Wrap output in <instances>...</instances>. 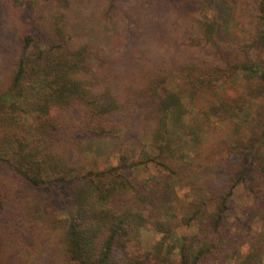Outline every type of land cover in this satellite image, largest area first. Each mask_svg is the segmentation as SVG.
Masks as SVG:
<instances>
[{
    "label": "trees",
    "instance_id": "trees-1",
    "mask_svg": "<svg viewBox=\"0 0 264 264\" xmlns=\"http://www.w3.org/2000/svg\"><path fill=\"white\" fill-rule=\"evenodd\" d=\"M7 1L13 8L39 12L35 27L40 37L22 35L10 84L0 89V264H222L214 238L225 233L234 187L213 186L211 177L197 180L202 184L185 204L186 215L180 214L183 205L176 200L190 177L186 159L193 152L198 155L208 134L206 123L186 106L184 89L191 96L206 92L213 88V78L225 72L220 65L222 21L205 19L196 34L183 40L215 62L175 59L156 76L128 80L106 58L104 47L85 37L83 0ZM254 14L255 30L237 32L238 39L229 44L247 55L234 70L248 77L264 75L251 58V51H264V0H255ZM228 20L227 31L234 15ZM232 99L238 103L242 96ZM139 108L151 129V146L159 148L157 156L149 147L143 155L145 161L156 159L157 173L134 182L122 170L138 171L141 161L128 155L121 156L120 165L104 169L72 163L71 150L87 148L83 140L117 137L122 127L136 121ZM262 143L264 128L254 145L246 144L248 162L241 164L234 185L257 176L264 186L259 175L264 168H251ZM56 184L70 193L64 217L46 214L25 189ZM246 219L259 220L264 230L262 198L249 206ZM181 225L197 231L179 234ZM23 228L30 231L31 241L20 235ZM144 228L160 235L148 248L142 242ZM259 240L257 249L238 264H264V237ZM216 258L219 262L206 263Z\"/></svg>",
    "mask_w": 264,
    "mask_h": 264
},
{
    "label": "rangeland",
    "instance_id": "rangeland-1",
    "mask_svg": "<svg viewBox=\"0 0 264 264\" xmlns=\"http://www.w3.org/2000/svg\"><path fill=\"white\" fill-rule=\"evenodd\" d=\"M83 1L85 24L88 26L84 33L89 38L84 36L104 47L106 58L112 60L128 80L144 81L156 76L175 59L215 62L209 55H202L196 48L187 46L183 40L196 34L205 19L216 17L222 21L219 30L223 41L220 65L225 72L213 78V88L206 92L191 96L190 89H184L186 106L199 122L206 123L208 134L198 155L193 152L186 159L184 167L190 172V177L179 188L176 200L183 205L180 214L186 215L185 204L195 197L202 184L198 181L204 177L214 178L213 186L234 187L225 216V233L219 238L215 237L214 242L217 245L216 254L224 256L222 264H238L247 253L257 249L259 237H264L261 222L246 219L249 206L255 204L259 197L264 200L263 183L258 182L257 176H251L248 181L234 185V177H237L241 164L248 162V155H244L246 144L254 145L264 128V75L248 77L234 70V65L247 61V55L230 46L234 44L232 42H235L234 35L237 32L250 33L253 27L255 30V0H201L206 3L205 6L188 0ZM230 15H234V20L227 31L225 27L229 24ZM38 17L39 12L13 8L7 0H0V89L10 84L14 59L23 43L22 35L32 32L34 36L40 37L39 29L36 28V20L40 19ZM38 38L36 44L40 45ZM251 58L264 69L263 50L251 51ZM233 86L236 90L231 89ZM239 94L242 99L238 100V104L232 98ZM137 111L140 114H136V121L122 127L117 137L83 140L82 145L87 148L71 150L72 163H82L86 168L104 169L120 165L121 156L128 155L131 159L141 161L138 171L122 170L134 182L149 173H157L156 159L145 161L143 149L149 147L148 150L157 156L159 148L151 146L154 143L151 129L140 118L142 109ZM260 152L252 159L251 168H264V143ZM259 175L264 176V172ZM25 189L29 195L39 199L46 214L52 217L67 215L70 193L64 184L45 188L28 186ZM195 231V226L181 225L178 228L179 234ZM20 235L27 241L32 239L28 229L23 228ZM159 238L156 231L143 229L142 242L147 248ZM214 260L219 262L216 258L208 259L206 263H215Z\"/></svg>",
    "mask_w": 264,
    "mask_h": 264
}]
</instances>
